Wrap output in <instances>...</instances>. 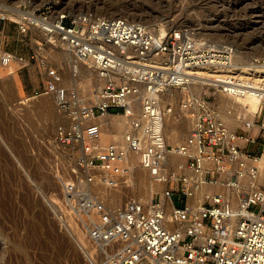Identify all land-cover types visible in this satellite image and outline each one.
Masks as SVG:
<instances>
[{
    "label": "built area",
    "instance_id": "1",
    "mask_svg": "<svg viewBox=\"0 0 264 264\" xmlns=\"http://www.w3.org/2000/svg\"><path fill=\"white\" fill-rule=\"evenodd\" d=\"M33 2L19 0L8 18L33 49L25 55L0 43V68L39 61L43 81L35 92L54 94L68 120L53 138L72 156L52 200L62 219L85 224L104 264H264V80L228 73L196 91L194 69L230 66L236 46L202 40L188 27L162 34L126 17ZM2 11L0 21L7 19ZM47 43L70 55L73 74L79 66L91 70L93 86L64 85L57 68H47ZM169 91L180 93L178 103ZM220 93L256 96L259 110L249 119L242 109H219ZM115 113L127 118L123 140L103 144L92 119ZM227 115L240 125L231 128ZM184 119L191 122L182 126L186 135L171 141L169 127ZM137 166L164 184L150 199L109 206L95 193V184L131 183Z\"/></svg>",
    "mask_w": 264,
    "mask_h": 264
},
{
    "label": "rangeland",
    "instance_id": "2",
    "mask_svg": "<svg viewBox=\"0 0 264 264\" xmlns=\"http://www.w3.org/2000/svg\"><path fill=\"white\" fill-rule=\"evenodd\" d=\"M39 1L53 2L57 7L61 1L70 13L88 11L108 17L123 14L156 29L160 27L158 21H167L169 27L191 28L198 38L213 44H234L245 61L253 59V54L264 58V0ZM16 2L0 0L4 5L0 9L7 13ZM9 13L5 14L7 19L0 21L5 31L0 43L28 55L33 49L31 37L19 33L16 24L8 19L14 16ZM48 67L57 68L65 82L70 80L67 57L47 43ZM42 69L39 61L24 68H0V264H104L84 233L85 224L63 220L52 202L69 174L72 156L53 143L57 127L68 122L58 111L55 96L35 92L42 86ZM173 95L178 103L180 93L175 91ZM47 99L50 109H39V104ZM121 131L113 129L112 133ZM186 133L187 128L183 127L171 141ZM134 187L126 182L116 189L101 184H95L93 189L109 206H116L130 197L146 199L144 189L134 194ZM116 190L123 194L121 200H115ZM179 198L175 195L174 202Z\"/></svg>",
    "mask_w": 264,
    "mask_h": 264
},
{
    "label": "bare ground",
    "instance_id": "3",
    "mask_svg": "<svg viewBox=\"0 0 264 264\" xmlns=\"http://www.w3.org/2000/svg\"><path fill=\"white\" fill-rule=\"evenodd\" d=\"M18 2H19V0H17V2L15 4H17ZM40 3L41 2L39 0H35L33 2L34 5L35 4H38V5L43 4V3H41V4ZM58 3H59L58 9L65 11L66 8L62 7V4H60L61 1H58ZM15 4H13V5H15ZM9 9L12 10L11 8H9ZM10 10L7 13H9ZM81 13H83V12H78V13H74V14H81ZM9 15H10V13H9ZM110 15H111L110 17H123L124 16L123 14H118V15L117 14H110ZM158 23L160 25L158 31L162 34H164L167 30H169L171 28L167 24V21H163V22L158 21ZM162 23H164L165 26ZM61 52L63 53L64 56L67 57L69 71H70L69 72L70 73V80L65 82L63 79V84L67 85V86L75 87V88L82 87L85 90H87L88 88L93 86V84L95 82V74L91 70H87L81 66H79V69H78L79 73L73 74L70 55L63 50H61ZM240 52L241 51L239 50V48H236V52L233 56L232 64L230 66H227V67L203 66V67H199V68L194 69V71L198 74V76L195 79L199 80L201 82V85L196 87V91L199 93L202 92L205 89L202 86V84L203 83H210V80L212 77H220V76H224L225 74H228V73H234L239 77H245V78L252 77L256 81L264 80V62L262 60L263 57L262 58L261 57H255L257 55L253 54L252 55L253 59L245 61L239 57ZM52 95H54V94H52ZM219 96L222 99V100H220L219 109L225 110V109H227L228 106H232L233 108H235V110L237 112H239L240 109H242L243 113H245L249 119L254 118L255 112L258 111L259 107H260V99L256 96H252V95L228 96V95L223 94V93H220ZM167 99L171 100V101L176 100V97L173 95V91H169V96H167ZM227 100H228V102H227ZM55 102H56V106H57L56 96H55ZM50 107H51V104L49 102V99L43 100V102H41V104H39V109H50ZM57 108H58V106H57ZM15 111H17V110H15ZM226 119H227L228 125L233 129L237 128L240 125V123H239V121H237V118L235 115L234 116L233 115H229V116L227 115ZM92 121L98 123L101 127V132H100V137H99V141L101 143H103L107 140L111 141V142L123 140V135L127 129V118L124 114H121V113L116 114L115 113V114L99 116V117L93 118ZM123 123H125V126L123 125ZM190 123H191L190 120L184 119V120H181L178 122L179 126H177L176 124H171V126L168 129L169 139L175 140L176 137L179 135L180 131L183 129L182 126L188 127L190 125ZM123 126H124V129H123ZM113 129L118 130V131H121V129H123L124 132L121 131L118 133H112ZM120 133H121V135H120ZM117 136L118 137L120 136V137L116 139ZM110 137H114V139L111 140ZM103 144H105V143H103ZM263 158H264V155H263ZM176 159L182 160V158H179V157H177ZM135 161H136V158H133L134 164H136ZM135 172H137V174L135 173L136 177H134V179H132V181H131V184L133 186H135L134 187L135 189H132L131 191L134 194L135 193L139 194V193H142L143 189H144V192L146 193L147 197H146V199H144L142 201H146V200L150 199L156 190L161 189L164 186V184L159 183L157 181H154L150 177L148 172L146 170L142 169L141 167L137 166ZM101 186L106 187L103 184ZM208 189H211V188L208 187ZM122 195L123 194L119 190H116L115 195H114L115 200H117V201L121 200ZM116 205H118V204H116Z\"/></svg>",
    "mask_w": 264,
    "mask_h": 264
}]
</instances>
